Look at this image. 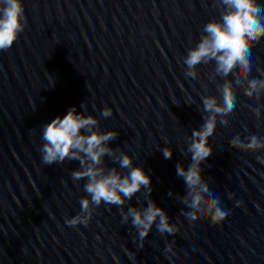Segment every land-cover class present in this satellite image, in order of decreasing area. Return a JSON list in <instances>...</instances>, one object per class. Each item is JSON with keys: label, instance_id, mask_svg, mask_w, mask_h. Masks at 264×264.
I'll return each instance as SVG.
<instances>
[{"label": "water", "instance_id": "95a60500", "mask_svg": "<svg viewBox=\"0 0 264 264\" xmlns=\"http://www.w3.org/2000/svg\"><path fill=\"white\" fill-rule=\"evenodd\" d=\"M22 2L26 27L0 51V264H264V165L256 161L264 149L229 147L237 133L264 137V108L257 119L247 105H258L242 89L228 123H218L209 137L212 154L201 165L225 219L189 224L176 197L185 192L176 164L188 167L190 154L182 150L203 122L200 97L218 96L222 83L209 80L214 62L197 66L198 79L186 77L183 57L221 9L212 0ZM251 61L249 79L264 69V37L252 47ZM71 106L96 116L101 131L119 132L109 146L150 174V198L170 223L181 225L177 233L161 235L153 226L141 246L131 221L121 223L120 209L106 203L87 227L64 223L80 212L85 181L71 179L78 161L42 163L41 129ZM104 107L111 117L101 116ZM164 146L171 159L163 157ZM105 164L128 171L108 157ZM144 191L121 206L124 211L146 206ZM166 244L175 255L164 252Z\"/></svg>", "mask_w": 264, "mask_h": 264}, {"label": "clouds", "instance_id": "9594fccd", "mask_svg": "<svg viewBox=\"0 0 264 264\" xmlns=\"http://www.w3.org/2000/svg\"><path fill=\"white\" fill-rule=\"evenodd\" d=\"M213 7L221 9L219 18L208 20L201 30L195 46L186 49L183 57L186 77L198 79L197 66L214 62L209 80L215 82L216 77L222 83L217 84L218 96L204 95L200 97L203 114L199 128L192 129L187 138L186 151L190 154V162L185 168L182 163L176 164V175L185 185L184 194H176L185 206L180 215L189 224L207 219L210 225L220 224L228 214L220 206L218 196L210 193L207 183L201 176V165L212 154L208 139L217 129V124H227V117L235 110L236 90L242 89V95L254 99L257 107L247 105L252 114L259 119L261 97L264 96V69L256 68L258 77L249 79L254 67L251 61L252 47L264 37V4L258 0H212ZM26 27L25 10L22 0H0V51H8ZM236 81L235 85L228 77ZM54 86V81L51 82ZM51 86V87H52ZM185 105H190L185 103ZM81 109L84 104H81ZM112 109L104 107L101 116L111 117ZM40 148L42 163L46 165L60 164L65 161H78V169L70 173L73 182L83 179L80 212L71 218H65L69 227L82 225L87 227L96 207L102 203L120 209L121 223L129 220L136 229L142 246L152 227L161 234H175L181 225L170 223L167 213L150 198L152 192L151 176L141 166L134 165L133 157L109 143L118 138L116 130L101 131L96 116L77 112L75 106L68 108L65 115L56 116L42 126ZM231 149L256 153L264 149V137L249 135L241 138L237 133L229 141ZM163 157L171 159L172 150L168 146L162 149ZM105 157L116 166L107 167ZM257 163L264 165V156H256ZM144 189L143 198L146 206L128 205L127 210L121 207ZM169 196L173 193L169 192ZM229 199L232 195L229 193ZM239 206V202L233 207ZM165 253L175 255L172 245L166 244Z\"/></svg>", "mask_w": 264, "mask_h": 264}]
</instances>
